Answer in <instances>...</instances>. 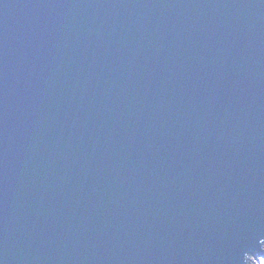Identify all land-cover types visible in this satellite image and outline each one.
<instances>
[{"label": "water", "instance_id": "obj_1", "mask_svg": "<svg viewBox=\"0 0 264 264\" xmlns=\"http://www.w3.org/2000/svg\"><path fill=\"white\" fill-rule=\"evenodd\" d=\"M264 258V0H0V264Z\"/></svg>", "mask_w": 264, "mask_h": 264}, {"label": "rangeland", "instance_id": "obj_2", "mask_svg": "<svg viewBox=\"0 0 264 264\" xmlns=\"http://www.w3.org/2000/svg\"><path fill=\"white\" fill-rule=\"evenodd\" d=\"M254 264H264V258L262 257H253Z\"/></svg>", "mask_w": 264, "mask_h": 264}, {"label": "flooded vegetation", "instance_id": "obj_3", "mask_svg": "<svg viewBox=\"0 0 264 264\" xmlns=\"http://www.w3.org/2000/svg\"><path fill=\"white\" fill-rule=\"evenodd\" d=\"M249 264V263H248Z\"/></svg>", "mask_w": 264, "mask_h": 264}]
</instances>
